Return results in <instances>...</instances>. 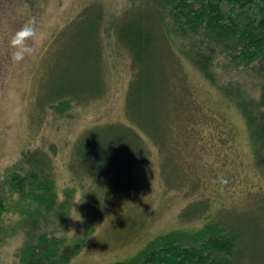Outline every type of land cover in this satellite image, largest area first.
Listing matches in <instances>:
<instances>
[{"label":"rangeland","instance_id":"rangeland-1","mask_svg":"<svg viewBox=\"0 0 264 264\" xmlns=\"http://www.w3.org/2000/svg\"><path fill=\"white\" fill-rule=\"evenodd\" d=\"M84 1L74 0L71 6L75 9ZM90 1L93 11L102 2ZM67 5L60 9V19L70 14ZM77 23L74 19L60 27L58 35L40 49L36 63L35 55L30 53L29 61L25 52L9 63L5 72L10 73L9 78L0 95V167L27 151L30 142L44 149L51 143H67L63 155L55 159V168L62 178L60 189L68 184L67 170L76 176L75 182L86 193L91 179L85 169H96L100 157L117 150L124 151L126 157L138 152L131 145L130 149L122 147L128 141L122 139H127V135L119 126H136L127 116L126 107L134 73L131 55L114 37L116 32L97 46L87 40L86 30H81L85 38L70 42ZM87 23L85 26L89 27ZM53 28L47 25L44 35H50ZM96 48L101 53L98 56L88 53V49ZM177 62L178 65L165 59L162 73L144 77V83H155L165 74L163 92L167 99L173 97L172 101L161 103L159 143L139 130L147 149L143 169L149 178L115 201L103 218H92L84 226L80 225V215L72 216L66 235H83L87 231L91 241L65 264L119 263L164 232L194 230L205 221L221 220L244 230L246 264H264V213L252 215L264 205V183L250 170L245 121L228 95L213 89L187 62ZM235 77L238 82L224 83L226 89H238L241 83L250 95L258 96L255 73ZM87 91L85 96L73 98L79 103L77 107L56 115L51 111L50 105L56 104L58 96ZM150 102L140 95L135 107L145 112L152 109L154 103ZM84 142L88 147L77 150ZM139 165L137 171L142 168ZM190 215L194 216L186 218ZM23 235L22 231L9 236L0 232V264H16L14 256Z\"/></svg>","mask_w":264,"mask_h":264},{"label":"trees","instance_id":"trees-1","mask_svg":"<svg viewBox=\"0 0 264 264\" xmlns=\"http://www.w3.org/2000/svg\"><path fill=\"white\" fill-rule=\"evenodd\" d=\"M73 1L0 0V95L5 92L3 88L10 74L5 72L16 59L14 52L24 44L26 60H32L28 56L32 53L36 63L40 49L58 35L60 27H66L74 19L78 23L76 32L69 36L70 42H78L87 35V40L97 46L116 32L114 37L131 55L134 74L126 107L130 121L139 128L119 125L127 135V139H122L128 141L122 147L130 149L131 145L138 152L126 157L124 151L117 150L98 158L96 169L83 170L91 179L86 193L75 182L76 176L67 170L68 184L60 189L62 178L55 168V159L63 155L67 143L64 146L51 143L44 149L30 142L27 151L8 159L0 167V232L8 236L24 233L14 256L16 264L71 261L91 241L85 234L87 231L83 235H66L72 226L69 225L72 216L80 215V225L86 226L92 218L105 217L115 201L147 181L149 176L143 169L147 149L139 130L159 143L161 103L172 101L173 97L167 99L163 92L165 74L155 83H144V77L162 73L165 59L176 65L177 59L187 62L213 89L222 90L233 100L245 121L252 176L264 183V81L260 79H264V0H102L95 11L90 7L93 1L79 2L75 9L71 6ZM66 5L71 12L60 19V9ZM29 22L32 34L23 38V45H13V37ZM47 25L54 28L45 36ZM81 30H86V34L81 36ZM91 51L97 56L101 54L98 48L88 49V53L92 54ZM136 73L139 74L134 77ZM241 73H255L254 90L258 96L250 95L241 83L238 89L224 87V83L235 85L239 80L235 74ZM88 93L58 96L60 99L50 109L55 115L69 111L79 104L73 98ZM140 95L156 106L139 111L135 103ZM87 147L84 142L77 150ZM138 165L142 167L140 171L136 170ZM261 207L252 215L263 214L264 205ZM93 230L91 227L90 231ZM246 246L241 227L235 228L222 220L205 221L198 229H173L155 236L134 255L110 264H246Z\"/></svg>","mask_w":264,"mask_h":264},{"label":"clouds","instance_id":"clouds-1","mask_svg":"<svg viewBox=\"0 0 264 264\" xmlns=\"http://www.w3.org/2000/svg\"><path fill=\"white\" fill-rule=\"evenodd\" d=\"M33 32V29L31 27V23L25 24L21 29L18 30L16 36L13 37L12 44L13 45H23L24 43V37L30 36ZM24 48H18L14 52V56L16 59H20L24 55Z\"/></svg>","mask_w":264,"mask_h":264}]
</instances>
